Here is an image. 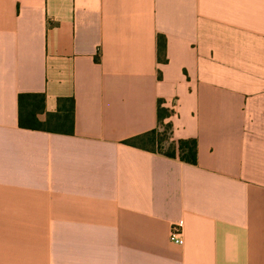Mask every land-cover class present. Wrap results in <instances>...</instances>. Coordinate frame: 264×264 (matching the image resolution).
<instances>
[{
    "label": "crops",
    "instance_id": "obj_1",
    "mask_svg": "<svg viewBox=\"0 0 264 264\" xmlns=\"http://www.w3.org/2000/svg\"><path fill=\"white\" fill-rule=\"evenodd\" d=\"M158 99L196 164L125 143ZM0 264H264V0H0Z\"/></svg>",
    "mask_w": 264,
    "mask_h": 264
},
{
    "label": "trees",
    "instance_id": "obj_2",
    "mask_svg": "<svg viewBox=\"0 0 264 264\" xmlns=\"http://www.w3.org/2000/svg\"><path fill=\"white\" fill-rule=\"evenodd\" d=\"M165 39L159 35L157 38V57L159 61H165ZM44 93L25 92L18 95V124L28 129L45 130L59 133H72L73 131V100L69 99L70 106L62 103L63 98L58 99V110L55 113H44ZM173 109L164 106V100L158 99L156 106V127L125 140L126 144L163 154L167 157L178 158L180 161L197 163V141L195 138L172 137V123L169 118L173 115ZM40 115H43L40 118ZM164 123V124H163ZM163 126L161 130L160 127ZM163 143L167 147L163 149ZM148 144L150 146H148Z\"/></svg>",
    "mask_w": 264,
    "mask_h": 264
},
{
    "label": "built area",
    "instance_id": "obj_3",
    "mask_svg": "<svg viewBox=\"0 0 264 264\" xmlns=\"http://www.w3.org/2000/svg\"><path fill=\"white\" fill-rule=\"evenodd\" d=\"M169 240L174 244L181 245L184 240L182 237V222L178 221L172 224L169 231Z\"/></svg>",
    "mask_w": 264,
    "mask_h": 264
},
{
    "label": "rangeland",
    "instance_id": "obj_4",
    "mask_svg": "<svg viewBox=\"0 0 264 264\" xmlns=\"http://www.w3.org/2000/svg\"><path fill=\"white\" fill-rule=\"evenodd\" d=\"M160 129L162 130L163 129V126H161ZM148 146H150V145L148 144ZM162 147H163V149H165L167 147V143H163Z\"/></svg>",
    "mask_w": 264,
    "mask_h": 264
}]
</instances>
